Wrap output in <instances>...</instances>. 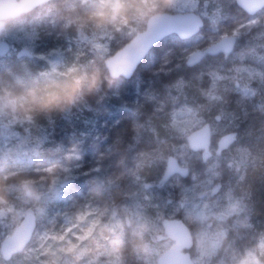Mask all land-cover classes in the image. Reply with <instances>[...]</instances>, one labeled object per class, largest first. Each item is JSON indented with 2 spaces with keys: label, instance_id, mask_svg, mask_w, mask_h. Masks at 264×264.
Returning <instances> with one entry per match:
<instances>
[{
  "label": "rangeland",
  "instance_id": "rangeland-1",
  "mask_svg": "<svg viewBox=\"0 0 264 264\" xmlns=\"http://www.w3.org/2000/svg\"><path fill=\"white\" fill-rule=\"evenodd\" d=\"M133 1L139 5L133 6ZM233 1L236 2L127 0L123 5L125 18L117 16L119 0H54L7 23L0 35V264H157L155 261L174 245L164 228L172 220L162 223L164 214L170 218L180 214L191 228L196 264H264V230L255 223L252 197L243 182L256 156L234 148L236 139L231 133L239 121L234 112L237 107L242 106V111L245 107L264 111V18L249 19L245 31L236 33L241 42L227 58L228 68L214 67L216 60L207 56L196 73L201 86L211 87L204 94L210 99L211 108L215 102L226 103L218 85L236 81L232 96L236 109L225 105L226 109L215 116L214 109L202 103L189 106L184 98L188 85L183 79L170 102L159 101L160 107L170 110L171 129L179 138L170 151H174L173 157L183 168L192 170L190 182H183L176 175L168 184L179 192L174 209L149 210L147 199L142 198L121 208L123 203L119 202L121 197L115 193L114 183L102 177L100 159L90 154L92 142L100 137L94 114L81 111L80 124L85 131L81 135L62 134L54 127L37 128L33 116L23 112L25 100L13 96L16 86L24 82L42 81L52 87L73 74L97 72L100 83L95 91L102 86L111 88L114 80L108 79L102 64L111 57V45L118 31L130 29L131 33H138L147 14L161 5L174 14H199L217 31ZM79 2L95 7L101 18L111 15L115 23L106 19L83 21L69 7ZM127 5L132 6V11L126 9ZM106 9H111V13ZM61 21L67 40L54 42L55 48L47 54H38L42 33H56ZM177 38L171 36L167 46L176 44ZM198 41L195 37L183 41L187 48L190 46L186 65L197 50L205 51ZM157 52L154 49L149 54L152 60ZM20 55H27L33 66L22 61L15 67L9 64L11 58ZM35 83L29 84L33 87ZM142 85L139 79L135 89L139 91ZM206 125L211 129L210 148L195 154L188 139ZM51 155L52 160L46 159ZM91 193L98 197L92 198ZM100 199H105V208ZM27 213H33L38 220L34 238L24 253L5 261L2 243L14 234Z\"/></svg>",
  "mask_w": 264,
  "mask_h": 264
},
{
  "label": "trees",
  "instance_id": "trees-1",
  "mask_svg": "<svg viewBox=\"0 0 264 264\" xmlns=\"http://www.w3.org/2000/svg\"><path fill=\"white\" fill-rule=\"evenodd\" d=\"M131 4L133 6L139 5L136 1ZM69 7L79 13L81 19H84L83 21H103L101 15L97 14V9L93 8L92 5H84L79 2L72 3ZM126 9L132 11L133 8L127 5ZM155 12L171 13L168 7L161 5L156 11L147 14L138 33L145 30L148 19ZM261 17L264 18V12L258 15V18ZM104 18H106V15ZM249 19L250 17L239 9L236 2L233 1L229 8V14L218 25L217 31L212 29L208 22H205V27L200 35L196 37L199 39L197 44L200 47L208 48L210 43L218 41L222 36L233 35L236 32L242 33L245 31ZM57 30L54 34L49 31L45 34L42 33L43 42L37 49L38 54H47L55 48L52 47L54 42L67 40L62 21L57 26ZM136 34L137 32L131 33L130 29L118 31L111 45V57L131 42ZM170 38H167L155 49L156 52L158 50L160 52L156 53L154 60L150 58V55L147 57L130 82L121 79L114 81L111 88L102 86L97 92L95 90L85 91L71 105H62L51 110L40 111L36 108L35 101L50 90L55 89L59 84L70 80L75 74L68 79H58L59 81L52 87L43 85L42 81H37L38 83L29 81L16 86L13 90V96L16 99L25 100L22 104L23 112L33 116L37 128L42 126L54 127L62 134L70 132L69 134L79 136L84 131L80 124L83 115L81 111L89 115L94 114L98 118L100 137L92 142L89 149L90 154L94 156L93 158L100 159L99 166L101 167L102 177L114 183L115 193L118 197H121L119 202L123 203L121 208L126 203L132 200L135 201L136 198L147 199L145 205L149 210L166 211L168 208L174 209L178 206L179 192L176 188L169 187L168 184L171 179L165 180V174L169 160L175 156L174 151H170L171 147L175 146L179 138L174 135L171 129L172 116L170 110L168 107H160L159 101L170 102L171 94L185 80L188 85L186 88L188 95L186 94L184 98L189 106L196 102L210 107L208 104L210 99H207L204 94L211 90V87L201 86L196 77L202 63L198 67L189 68L185 59L190 52V46L187 48L185 42L178 38L176 44L167 46V40ZM227 58L229 56L221 55L209 57L208 59L216 60L214 67L228 68L229 61ZM10 60L9 64L13 67L20 65L21 61L30 63L33 66V62L27 55L13 57ZM102 69L110 79L106 66L103 64ZM179 70L182 72L180 75L177 73ZM138 78L142 79V83H144V85L139 86L141 87L139 91L135 89L136 83L139 81ZM180 80L182 82H179ZM110 81L113 80L110 79ZM29 83H35L36 85L31 87ZM236 87V81H232V84L220 83L218 85V88L221 89L222 99H226V103L215 102L212 105L214 108L210 107V110L214 109L213 115L217 116L218 112H223L226 109H224L225 105L236 109L234 100H232L235 96L233 92L237 89ZM224 90L226 91L224 92ZM159 97L163 99H158ZM169 107L172 109L171 106ZM245 108V111H242L243 107L239 106L234 111L238 115L239 121L231 129V133L234 134L236 139L233 146L256 156V161L248 167L243 182L252 197L251 206L255 223L258 229L261 230L262 228L264 230V111H262V108L258 110L254 107ZM70 111L72 112L70 113ZM67 120H70L71 123ZM70 129L71 131H69ZM52 157L51 155L46 159L50 161ZM188 170L189 174L187 176L178 175L183 182L191 181L192 170L189 168ZM66 196H70V193ZM91 196L92 198L98 197L95 193H91ZM100 202L102 208H105L107 205L105 199H100ZM172 215L173 218H170V215L164 214L161 218L162 223L164 220L183 222L180 214ZM188 228L191 231L189 226ZM168 240L170 239L168 238ZM170 242L172 241L170 240ZM193 250L192 247L188 252L191 253L194 259ZM156 262L158 263V259Z\"/></svg>",
  "mask_w": 264,
  "mask_h": 264
},
{
  "label": "water",
  "instance_id": "water-1",
  "mask_svg": "<svg viewBox=\"0 0 264 264\" xmlns=\"http://www.w3.org/2000/svg\"><path fill=\"white\" fill-rule=\"evenodd\" d=\"M53 0H0V35L9 21L30 14L37 8L48 5ZM237 6L251 17L264 9V0H236ZM204 19L196 13H156L147 22L144 31L139 32L123 49L110 57L106 62V70L112 80L124 79L131 81L138 69L146 61L149 54L171 36H177L181 41H189L199 35L204 28ZM236 39L225 37L209 47L205 54H231L234 51ZM204 54H192L187 66L194 68L201 63ZM211 129L206 125L193 133L188 142L194 151L208 150L211 145ZM189 170L183 168L176 158H171L165 174V180L176 175L187 176ZM38 227L37 217L27 213L14 234L6 238L1 246L5 261L25 252L31 244ZM168 238L174 245L158 258L157 264H196L191 253L194 239L188 226L179 220L167 222L164 226Z\"/></svg>",
  "mask_w": 264,
  "mask_h": 264
},
{
  "label": "clouds",
  "instance_id": "clouds-1",
  "mask_svg": "<svg viewBox=\"0 0 264 264\" xmlns=\"http://www.w3.org/2000/svg\"><path fill=\"white\" fill-rule=\"evenodd\" d=\"M98 2L106 3L107 0H98ZM126 2L127 0H119L120 7L117 13L118 17L125 16L123 5ZM106 12L111 13V9H106ZM102 19L115 23L111 15ZM99 83L100 76L98 72L92 75L83 74L73 76L70 80L59 84L55 89L50 90L44 96L37 98L35 101L36 108L40 111H46L62 105H71L83 92L96 90L99 87Z\"/></svg>",
  "mask_w": 264,
  "mask_h": 264
},
{
  "label": "flooded vegetation",
  "instance_id": "flooded-vegetation-1",
  "mask_svg": "<svg viewBox=\"0 0 264 264\" xmlns=\"http://www.w3.org/2000/svg\"><path fill=\"white\" fill-rule=\"evenodd\" d=\"M236 5H237V3H236ZM239 8V7H238ZM239 9H241V8H239ZM242 10V9H241ZM243 11V10H242ZM245 12V11H244ZM262 12H264V9L262 10V11H260L256 16H254V17H251L250 15H248L246 12V14L250 17V19H252V18H255V17H258V15H260ZM204 22H205V20H204ZM205 27V26H204ZM203 30V29H202ZM201 30V31H202ZM201 33V32H200ZM236 33H238V32H236ZM236 33H234L233 35H227V36H223L221 39H219L218 41H216L215 43H213V44H211L209 47H211L212 45H214V44H216L217 42H219L220 40H222L223 38H225V37H233V38H235L236 39V45H235V48H234V51L231 53V54H229V55H227V54H223V53H221V54H218V55H216V56H210V55H206L205 54V52H206V50L209 48H206L205 49V51H202V50H197L196 52H202L203 54H204V57H203V60L201 61V63H203V61H204V59H205V57L207 58V56H209V57H217V56H221V55H224V56H229V57H231L234 53H235V51L237 50V47H238V45L240 44V42H241V37L240 36H238V35H236ZM200 35V34H199ZM199 35H197V36H195V38L196 37H198ZM200 63V64H201ZM199 64V65H200ZM199 65H197V67L199 66ZM195 68V67H194Z\"/></svg>",
  "mask_w": 264,
  "mask_h": 264
}]
</instances>
